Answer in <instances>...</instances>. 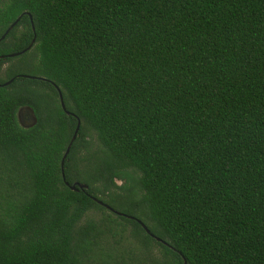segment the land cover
<instances>
[{
  "label": "trees",
  "instance_id": "trees-1",
  "mask_svg": "<svg viewBox=\"0 0 264 264\" xmlns=\"http://www.w3.org/2000/svg\"><path fill=\"white\" fill-rule=\"evenodd\" d=\"M3 34L0 264H264V0H0Z\"/></svg>",
  "mask_w": 264,
  "mask_h": 264
},
{
  "label": "water",
  "instance_id": "water-1",
  "mask_svg": "<svg viewBox=\"0 0 264 264\" xmlns=\"http://www.w3.org/2000/svg\"><path fill=\"white\" fill-rule=\"evenodd\" d=\"M16 22H17V20H15V22H13V24H11V25L7 28V30L5 31V34L8 33V31H9L10 29H12V27L14 26V24H16ZM31 27H32V30H34V27H33L32 24H31ZM5 34H3V35L1 36L0 40L4 38ZM33 42H34V38H32V40H31L29 46L27 47V49L30 48V46L32 45ZM13 55H14V54H11L10 56H13ZM28 77H31V78H39V79L45 80L44 78H40V77H32V76H28ZM10 81H11V79L8 80V81H6V82H4V83H2V84H0V85H2V86H3V85H7V84L10 83ZM55 87H56V86H55ZM56 89H57V91H58L59 100H60V104H61L62 109L66 112V114H71L69 111L66 110V108H65V106H64L63 98H62V95H61V92H60L59 88L56 87ZM16 118H17L18 124H19L21 127H23V128H31V127H33V126L37 123V117H36V115H35V112H34L33 108H32L31 106H29V105H22V106H20V107L18 108L17 112H16ZM79 125H80V121L77 119V124H76L75 130H74V133H73V135H72V137H71V140H70V142L68 143V145H67V147H66V149H65V151H64V153H63V155H62L61 161H60V164H61V174H62V178H63V180H65V179H64V172H63V163H64V159L66 158V156H67V154H68V152H69V149H70V147H71L72 142H73V141L75 140V138H76V134H77V131H78V129H79ZM65 184L68 185L67 182H65ZM69 186H70V189H71V190L86 189V188H87V185H86L85 183H80V182H74L73 184H71V185H69ZM94 200H95L98 204L103 205L104 207H106V208H108V209H110V210H113L110 206L104 204L102 201L98 200L97 198H94ZM115 212H116L118 215L125 216V217H127V218H131V219L136 220V221L142 226V228L145 230V232L151 235L149 229H148V228L145 226V224H144L142 221H140L139 219H136L135 217H133V216H131V215H127V214H124V213H121V212H117V211H115ZM152 236H153V235H152ZM155 239H156L157 241H160V242H163L164 244H166L164 241H162V240H161L160 238H158V237H155ZM183 264H186V260H183Z\"/></svg>",
  "mask_w": 264,
  "mask_h": 264
},
{
  "label": "rangeland",
  "instance_id": "rangeland-1",
  "mask_svg": "<svg viewBox=\"0 0 264 264\" xmlns=\"http://www.w3.org/2000/svg\"><path fill=\"white\" fill-rule=\"evenodd\" d=\"M10 62H5L3 65H2V68L5 67V66H8ZM28 69L26 68V66H23V65H20L18 63V61H14L13 63V68H12V71H15V72H23V71H27ZM95 147V145H94ZM118 183H120V181H118ZM94 213H91V215H93ZM98 214L95 213V215H93L95 218Z\"/></svg>",
  "mask_w": 264,
  "mask_h": 264
}]
</instances>
